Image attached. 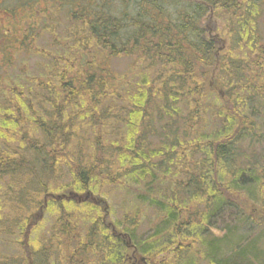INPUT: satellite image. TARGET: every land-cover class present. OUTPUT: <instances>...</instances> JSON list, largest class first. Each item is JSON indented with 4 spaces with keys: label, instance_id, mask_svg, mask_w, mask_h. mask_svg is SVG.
<instances>
[{
    "label": "trees",
    "instance_id": "trees-1",
    "mask_svg": "<svg viewBox=\"0 0 264 264\" xmlns=\"http://www.w3.org/2000/svg\"><path fill=\"white\" fill-rule=\"evenodd\" d=\"M43 1L46 7L53 11H58L65 6L71 8L68 20L83 27L76 29L78 35H74L75 38L71 42L74 45H62L67 51L50 64V73H46L45 70V75L41 73L42 79L33 77L35 79L33 83L43 89L42 94L39 95L41 97L37 99L28 97L27 93L17 84H13L9 89L0 87V93L3 94L0 96L2 98L0 108V188L3 190L4 200V202L0 200V238L10 237L11 241L9 242L13 246V231L19 235V239L15 240V247H11L12 255H0V264H71L74 255L75 257L80 255L83 258L93 249L105 252L108 247L105 244L106 236L97 234L98 225L96 222L97 218H100L98 215L104 216L109 212V209L102 205V202L106 203V200L102 197L103 195L100 196L98 191L104 184L116 183L115 175L117 174L110 170L112 169L111 163L107 164L104 161L103 138L100 135L95 136V147L91 155L94 160L89 168L81 165L80 158L84 153H79L74 162L72 161L73 155L67 152L75 137L74 127L77 119L83 121L90 117V124L97 121L99 122L97 123L98 127L105 124V119H109L107 115L108 100L112 99L111 96H113L112 93L116 87L109 90L111 78L108 77V70L100 68L98 62H95L96 51H105L110 57L127 56L132 58L134 63L145 57L146 60L163 67L174 63L179 65L176 70L180 72L170 71L171 74L162 82L163 86L154 89L150 86L146 90H141L137 95V100L131 101L130 105L126 107V134L130 131V134L126 135L128 145L121 144L117 150L115 149V155L121 164L120 175L135 166H143L141 169L144 172H151L152 175V169L155 166L151 164L149 167L147 163L150 160V155H157V153L144 154L145 145L142 140H139V137L142 136V124L146 122L145 119L149 118L151 110L156 107L153 101L154 95L158 94L161 89H164L163 96L168 93L169 81L173 80L176 82L175 86L186 95L190 94L189 98L197 103L198 96L203 92V80L208 78V76L197 77V75L214 66L218 60L216 51L218 37L208 35L206 29L201 26L202 18L208 12L218 13V11L228 14L229 20L232 16L241 17L237 23L240 25V30L243 31L254 22L251 17L254 16V9L258 7L260 0ZM243 9L247 11V15L242 12ZM31 29V26L22 29L20 45L27 42L25 38L28 30ZM6 33L7 31H5ZM249 34L253 40V43L247 44L248 47L251 46V58L240 57L241 61H239L231 49L227 48L224 52L225 48H223L224 54L220 62L221 71L227 77L237 79V73L241 75L238 85L228 86L229 92L232 93L239 86V89L245 92L246 98H251L250 95L257 94V92L264 94V90L261 89L264 87V43L259 41V37L250 29ZM89 44L93 48H89ZM69 51L70 53H68ZM156 80L160 82L161 75H158ZM256 84H260V86ZM230 93L226 95V98L237 100V96ZM44 103L47 107H43ZM82 103L84 105L80 106ZM224 109L228 111L227 107ZM191 111L195 112V110ZM219 111L223 112L220 109ZM233 112L237 113L235 109L232 110ZM232 113L229 112L228 114L231 116L223 119L224 127L229 128L232 124L235 125V120H238L232 116ZM114 118H118V116L115 115ZM196 119L198 116L192 115L188 121L193 122ZM224 127L220 133L197 134L198 137L190 138L186 142L180 141L181 146L183 145L180 148V157H186L187 154L191 157L193 151L197 155V164H194L190 170L185 168L187 185L184 188L185 190L189 189L190 199L195 200L192 203L195 206H202V198L206 197L205 210L209 216H213L212 219L217 217L219 220H223L225 217L221 209L224 196L212 187L210 178H207L205 174L199 176L198 168L202 172L212 173L213 180L218 179L219 175H223L225 172L226 163L229 158L231 161V156L234 155L231 147L229 150L232 153L225 146L227 142L231 144V140L234 139L227 132L222 135L226 131ZM202 136L204 139H200ZM219 138L223 140L218 141ZM173 146L175 145L169 146L163 143V147L171 152H173ZM228 155L229 158H227ZM138 158L145 161L138 160ZM69 160L72 163H67ZM63 163L67 164L72 174V181L65 186L56 185L54 182V178L59 177V175L55 176V173L59 171L60 165ZM166 170L165 172H168V168ZM220 171L222 173L217 177V173ZM234 174L239 175L238 181L241 182L245 180V176L254 178L255 181L252 182L256 186V192L264 201V169L261 166L244 169L236 166ZM182 180L176 182L184 183V177ZM196 182L206 187L205 190L200 187L201 185L191 186ZM241 182L239 183L243 184ZM188 184L190 185L188 186ZM240 184L239 188L243 189L244 184ZM69 188L86 191L81 193V197L74 191L70 192L69 198L65 199L63 195L56 193L60 191V194H63V190ZM244 188V191H253L252 185ZM142 198L145 200L144 197ZM70 200H74L76 206L81 207L80 210H95V207H101V211L95 215L94 225L85 234L86 238L83 243L82 238L74 236L78 218L70 215L65 217L63 214L58 217L59 221L64 220L59 223L58 234L55 236L59 240L61 237L69 236L74 244L71 248L67 246L68 249L63 253L62 258L59 259L50 246L33 242L25 243L23 239L27 228L34 229L44 218V215L39 213L40 208L42 212L49 208L47 213L55 214L57 212L54 207L62 206L59 201L69 202ZM153 201H150L151 205H153ZM157 202L162 205L159 210L162 211L160 214L163 215L164 221L167 224H174L171 229L169 227H159V229L153 227L152 232L166 233L168 230H172L175 236H180L182 227L178 222L180 221L179 217L175 216V212H179V205L163 203L159 199ZM213 203L215 207L212 205ZM11 204H15L13 207L15 212L7 211L8 209L6 212L2 210L1 207ZM23 205L28 210L25 213ZM190 207L188 208V219L183 224L184 229L190 230L189 234H192L191 231L194 232L200 226L203 209L192 210ZM228 212L231 211L228 210L226 214ZM13 213L18 214L13 215ZM234 213L238 216L241 209H235ZM204 220L208 219L205 217ZM117 224H119L124 237L129 240V242L122 241V244H118V246L127 247L128 244L137 246L135 244L137 241L147 242L150 240L149 234L143 235L141 239L133 236L136 228L134 224H122L120 221L116 223V226ZM230 226L226 224L224 229H229ZM101 228L106 231L108 226L102 225ZM175 228L178 232H175ZM234 228L238 230L239 225ZM4 232L7 234L5 235ZM113 234L117 237L107 235V238L112 236L114 240H121L119 235L114 232ZM237 246L236 233L229 231L226 238L214 239L207 247L209 256L216 264H231L232 261H237L233 264H251L249 258L254 261L258 260L260 263L263 262V255L253 247H246L235 252L234 249ZM29 247H33V250L28 251ZM18 249L22 251V255H13V252ZM2 251L5 252L4 249ZM175 251L176 249H174ZM104 259L108 263L107 256H97L95 262L90 261L88 264H105ZM79 263V260L75 261V264Z\"/></svg>",
    "mask_w": 264,
    "mask_h": 264
},
{
    "label": "rangeland",
    "instance_id": "rangeland-1",
    "mask_svg": "<svg viewBox=\"0 0 264 264\" xmlns=\"http://www.w3.org/2000/svg\"><path fill=\"white\" fill-rule=\"evenodd\" d=\"M70 9L65 6L58 11H53L46 7L43 0H0L1 88L9 89L13 84H17L27 93L28 97L33 99L41 97L39 95L42 94L43 89L38 88L33 83V80H35L33 77L42 79L41 73L44 74L45 70L46 73H50V64L54 63L59 55L67 51L64 50L62 45H74L71 42L78 35L76 29L82 26L68 20ZM242 12L247 15L245 9ZM254 12V16L251 17L254 22L249 25V28H244L243 31L240 30V25L237 23L241 17L232 16L229 20L228 14L218 11V13L208 12L202 18L201 26L206 29L208 35L218 37L219 42L216 44V47H218L216 50L218 60L214 66L205 69L204 74L202 72L197 75V77L208 76L207 79L203 80V92L198 96L197 103L189 98L190 94L186 95L180 88L175 86L176 82H173V80L169 81L168 93L163 96L164 89H161L158 94L154 95L153 101L156 107L151 110L149 118L145 119L146 122L142 124V136L139 137V140H142L145 145L144 154L157 153V155H150V160L147 163L149 167L151 164L155 166L152 169V175L151 172H144L141 169L143 166H135V168H131L129 171L125 170V174L120 175L119 167H121V164L117 155H115V149L117 150V147L121 144L128 145L126 135L130 134V131L126 134V107L130 105L131 101L137 100V95L141 90H146L150 86L153 89L163 86L162 82L171 74L170 71L180 72L176 70L179 65L174 63L163 67L146 60L145 57L134 63L133 59L127 56L110 57L105 51H96L95 62H98L100 68L108 70V77L111 78L109 90L116 87L112 93V99L108 100L107 115L109 119H105V124L100 127L97 126V123H99L97 121L90 124V117L83 121L77 119L74 127L75 137L67 152L73 155L72 161L74 162L79 153H84L80 158L81 165L89 168L94 160L91 155L95 147V136H102L104 161L107 164L111 163L112 169L110 170L117 174H113L116 176V183L104 184L98 191L100 196L103 195L102 197L106 200L109 212L104 216L102 214L98 215L101 211L100 206L95 207V210H80L81 207L76 206L74 200L69 202L59 201L62 206L54 207L57 212L55 214L47 213L49 208L44 212L40 208L39 213L43 214L44 218L34 229L29 230L27 228V233L24 234L23 239L25 243L33 242L50 246L55 251L54 254L59 256L60 259L68 249L67 246L71 248L74 243L69 236L61 237V240L55 236L58 234L59 223L64 220L59 221V215L63 214L65 217L70 215L78 218L74 236L82 238V243L85 241V234L94 225L95 215H98L100 218H97L96 222V225H98L97 234L106 236L105 244L108 246L106 248L108 250L105 249L106 254L104 251L93 249L83 258L80 255L77 257L74 255L71 264H75L76 260L80 261L79 264H88L90 261L95 262L97 256H107L108 263L104 259L105 264H130V256L133 252L136 253L135 259L138 260L137 263L139 264H141V261L145 264H155V262H163V264H216L209 256L207 246L214 239L226 238L229 231L236 233L238 246L234 249L235 252L246 247H253L264 257V201L256 192V186L252 182L255 181L254 178L245 176V180L241 182L238 181L240 179L239 175L234 174L236 166L241 169L261 166L264 169V94L257 92V94H251V98H246L245 92L240 90L239 86L230 93L228 86L238 85L241 75L237 73V79L227 77L221 71L222 65L220 63L227 48L234 52L239 61H241L240 57H252L251 46L248 47L247 45L253 43L249 29L259 37V41L264 43V0L258 2V7L254 9ZM28 24L32 29L28 30L25 38L27 42L20 45L19 40L23 32L22 29L29 27ZM5 31H7L6 34ZM89 48H93V46L89 44ZM223 48H225L224 52ZM158 75H161L160 82L156 80ZM256 85L260 86V84ZM261 89L264 90V87ZM229 93L236 95L237 100L226 98ZM2 95L0 93V96ZM1 101L2 98H0V108ZM43 107H47L45 103ZM226 107L228 111H225L224 108ZM219 109L223 112H220ZM233 109L237 113H232ZM191 110H195V112L193 113ZM229 112L238 120L234 121L235 125L232 124L228 128L223 126V119L231 116V114H228ZM115 115L118 118H114ZM160 115L161 118H159ZM192 115L198 116V119L189 122L188 118ZM223 127L226 128V131L222 135L227 132L234 139L231 140L230 145L227 142L225 147L228 150L231 147L235 156H231L232 160L226 163L225 172L223 175H219L222 171L218 172L217 177L219 175V178L215 180H213L214 175L212 173L202 172L198 168L199 176L205 174L212 181L210 183L212 187L224 196L221 209L225 217L223 220H219L217 217L212 219L213 216H209L205 210L206 197L202 198V206H195L192 204L195 200L190 199L189 189L185 190L184 188L187 185L184 174L187 172L185 168L190 170L194 164H197V155L193 151L191 157L189 154L186 157H180V148L183 146H181L180 141L186 142L190 138L198 137L197 134L220 133ZM200 139H204V136ZM221 139L217 140L221 141ZM163 143L169 146L175 145L176 147L173 146V152H171L163 147ZM230 153L232 152L230 151ZM138 160L145 161L142 158H138ZM67 163L72 162L69 160ZM166 168H168V172H165L167 171ZM242 174L245 173L242 172ZM248 174L250 175V173ZM58 175V178H54L56 185L65 186L72 181V174L66 163L60 165L59 171L55 173V176ZM183 177L184 183L176 182L183 181ZM239 182L243 183L244 187L252 185L253 191H244V187L243 189L239 188ZM148 184L150 185L147 186ZM194 185H201L200 187H203L204 190L206 188L197 182L191 184V186ZM69 191L81 194L86 190L69 188L63 190L62 193L67 194ZM56 193L60 194L61 192ZM2 194L3 190L0 188V200L4 202ZM47 199L49 200V198ZM158 199L163 203H174V205L176 203L179 205V212H175V216L180 219L178 221L182 227L180 236H175L172 230H168L166 233L152 232L153 227L158 229L159 227H169L171 229L174 224H167L164 221L163 215L160 214L162 211L159 210L161 204L157 202ZM151 200H154L153 205L150 204ZM212 205L214 206V203ZM189 206L192 210L199 209L200 211L203 209L200 226L194 232L191 231L192 234H189L190 230L184 229L183 224L188 219ZM13 207H15V204L1 208L4 212H6V209L15 212ZM238 208L241 209V213L236 216L233 211ZM23 209L25 213L27 210L25 205H23ZM228 210L231 212L226 214ZM16 214L18 213H13V215ZM205 217L208 220H204ZM118 221L122 224L136 225L133 236L137 239L149 234L150 240L135 242L138 252L133 251V248L118 246L124 241L123 238L121 240H114L112 236L107 238V235L117 237L113 234L112 226L116 234L122 232L119 224L116 226ZM173 221L175 222L174 219ZM226 224L231 225L229 229H224ZM233 224L235 226L239 225V229L235 230ZM102 225L108 226L106 231L102 230ZM28 232L30 233L28 234ZM175 232H178L177 228H175ZM4 234L7 233L4 232ZM13 234V246L15 247V240L19 239V235L16 231H13ZM9 241H11L10 237L0 238V255H12L11 247L13 246ZM174 249H176L175 252ZM30 250H33V247H29L28 251ZM72 251H74L73 248ZM13 255L21 256L22 251L18 249L13 252ZM142 257H145V259H141ZM164 257L165 260L161 261ZM249 260L251 264H264V259L262 263L250 258ZM234 262L237 261H232L231 264Z\"/></svg>",
    "mask_w": 264,
    "mask_h": 264
},
{
    "label": "flooded vegetation",
    "instance_id": "flooded-vegetation-1",
    "mask_svg": "<svg viewBox=\"0 0 264 264\" xmlns=\"http://www.w3.org/2000/svg\"><path fill=\"white\" fill-rule=\"evenodd\" d=\"M137 259H135V257H133V259H132V263L131 264H139V263H137ZM141 261V260H140ZM141 264H145L144 262H142L141 261ZM146 264H148V263H146Z\"/></svg>",
    "mask_w": 264,
    "mask_h": 264
},
{
    "label": "bare ground",
    "instance_id": "bare-ground-1",
    "mask_svg": "<svg viewBox=\"0 0 264 264\" xmlns=\"http://www.w3.org/2000/svg\"><path fill=\"white\" fill-rule=\"evenodd\" d=\"M41 136H42V135H41ZM42 139H43V138H42ZM232 142H233V141H232ZM229 145H230V144H229ZM229 149H230V148H229ZM231 150H232V149H231ZM231 150H230V151H231ZM231 152H232V151H231ZM228 156H229V155H228ZM221 157H222V156H221ZM221 157H220V158H221ZM224 160H225V159H224ZM229 160H230V159H229ZM200 183H201V182H200ZM212 193H213V192H212ZM226 233H227V232H226ZM219 240H220V239H219ZM216 244H217V243H216Z\"/></svg>",
    "mask_w": 264,
    "mask_h": 264
}]
</instances>
